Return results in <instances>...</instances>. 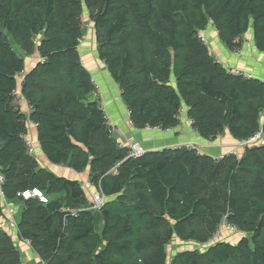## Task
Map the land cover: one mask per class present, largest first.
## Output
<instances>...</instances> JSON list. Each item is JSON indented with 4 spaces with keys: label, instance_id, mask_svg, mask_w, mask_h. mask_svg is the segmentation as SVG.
<instances>
[{
    "label": "trees",
    "instance_id": "1",
    "mask_svg": "<svg viewBox=\"0 0 264 264\" xmlns=\"http://www.w3.org/2000/svg\"><path fill=\"white\" fill-rule=\"evenodd\" d=\"M86 11L136 128H175L184 108L204 139L228 131L243 141L264 131V81L229 73L198 36L213 22L233 50L253 30L264 51V0H0V170L4 197L23 204L19 237L45 264H264V145L221 159L187 145L128 157L81 61ZM35 47L45 61L19 82L26 66L17 49L31 55ZM19 88L35 107L30 119L48 159L89 167L110 197L101 231L81 183L42 167L26 149ZM34 189L47 201L20 196ZM224 217L242 233L237 243L223 237L168 258L174 238L206 243ZM0 264H23L2 228Z\"/></svg>",
    "mask_w": 264,
    "mask_h": 264
},
{
    "label": "crops",
    "instance_id": "2",
    "mask_svg": "<svg viewBox=\"0 0 264 264\" xmlns=\"http://www.w3.org/2000/svg\"><path fill=\"white\" fill-rule=\"evenodd\" d=\"M91 27L92 33L95 35L94 28L93 26ZM204 33L207 38L206 45H208L211 53L215 56L217 61L225 67L237 68L249 72L253 74L254 77L264 81V51L257 49L254 42L253 30H250L243 35L241 39L242 47L239 48L240 53H235L236 51L234 49L230 50L226 46L213 22L208 23L204 29ZM84 39L79 46L81 61L91 73L98 88L97 92L92 96V99L97 102L99 101V104L103 106V109L111 121L122 131L121 133H113L118 138L120 145L127 146L130 143H136L143 146L147 151H156L163 148L178 147L193 143L199 153H205L212 157H220L232 152L238 157L242 156L244 148L239 146L241 141L232 137L228 131L220 134V136L212 142L208 139H204L188 121L187 113L182 116V122L178 124V126L165 133L159 129L151 130L148 128H136L131 121L130 111L121 96V88L119 84L108 71L105 62L99 57L96 37L93 42L84 41ZM19 55L24 57L25 69L27 71L34 68L39 61L38 59H32L31 55H24L23 53ZM18 79L20 82L22 78L19 76ZM14 102L22 107V110L28 117L29 127L27 135L29 138L31 137L30 139L35 144L36 149L34 153L36 154L40 165L54 172L58 176L80 182L81 187L85 192L86 202L90 208V205L93 203L92 193L101 191L90 176V168L88 167L82 171H76L65 164L52 163L41 148L38 140V126H35V121L30 119L31 114L28 113V106L24 102L18 103L15 99ZM184 111L186 112L185 109ZM109 199L110 197H108L107 201ZM0 201L4 204V215L0 217V228L4 229L12 237L15 245L21 253L23 264H44L40 255L34 250V248H32L30 243L19 237L18 221L23 209L22 202L18 200H8L3 197L1 193ZM91 210L95 213L97 221H99L101 219V209ZM102 227L103 220L101 219L99 231H101ZM239 233L240 235L225 230L224 236H227V238H224L229 240L232 244H235L242 237V233ZM199 247L203 248L201 244L196 243L195 241H181L178 238H174V240L167 246L168 258L171 260L179 251L185 249H197Z\"/></svg>",
    "mask_w": 264,
    "mask_h": 264
},
{
    "label": "built area",
    "instance_id": "3",
    "mask_svg": "<svg viewBox=\"0 0 264 264\" xmlns=\"http://www.w3.org/2000/svg\"><path fill=\"white\" fill-rule=\"evenodd\" d=\"M198 36H199V38L201 39V41L203 43L207 44V38L205 36L204 29L199 32ZM38 40H39L38 36L34 38V41L36 43H38ZM234 50L236 51L235 53H240V51H239L240 49L239 48L238 49H234ZM31 57H32V59H38L39 61H45V58H40V56L37 55L36 47L34 48L33 52L31 53ZM225 68L227 69V71L229 73L234 74V75L243 76L245 78L254 77L253 74H251L249 72H246V71H243L241 69H236V68H231V67H225ZM24 75H25V71L24 70L19 73L20 77H24ZM13 96H14L15 101H17L18 103L24 102L28 106V113L29 114L34 112V110H35L34 105L22 93L21 89L15 90L13 92ZM185 113L186 112L184 111V108L180 110V113H179V115L177 117L178 118V124H180L182 122V116ZM105 120H106V123H107V129H108L109 132H111V133H121L122 132L121 130H119L118 126H116L111 121V119L109 118V116L106 113H105ZM188 121L191 124L193 123L191 118H188ZM34 125L37 126V123H34ZM147 128L151 129V130H157L156 127H147ZM162 131L165 133L168 130L164 129ZM22 137H23V142H24V144L26 146V149L29 152L34 153L35 149H36L34 142L28 137L27 134H23ZM212 141L213 140H210V142H212ZM248 145H256V146L264 145V131L263 130H259L258 132H256L251 137L241 141L239 146H241L242 148H245ZM187 146L190 147V148H196L193 143H188ZM127 147H128V157H130V158H138V157H141V156L145 155L146 152H148L143 146H140V145H138L136 143H130L129 145H127ZM223 157H224V155L220 156V157H215V158L216 159H221ZM4 181H5L4 175L2 174V172L0 170V193H1V195L3 197H4V194H3V191H2V184L4 183ZM20 195L23 196L25 199H28L30 197H39L44 202L47 201L45 196L38 189L27 190V191H24V192L20 193ZM92 197H93V203H92V205H90V209H96V210L101 209L105 205V203H106V201L108 199V197L102 191L93 192L92 193ZM227 229L229 231H231V232H237L238 231V228L235 225H233L232 223H230L228 221L227 217H224V220L222 221V223L215 230L214 235L206 243L201 244V246H206L207 244L209 245V244H211L213 242H216L218 240L223 239L224 231L227 230Z\"/></svg>",
    "mask_w": 264,
    "mask_h": 264
},
{
    "label": "rangeland",
    "instance_id": "4",
    "mask_svg": "<svg viewBox=\"0 0 264 264\" xmlns=\"http://www.w3.org/2000/svg\"><path fill=\"white\" fill-rule=\"evenodd\" d=\"M83 20L85 22V25H86V29H85V39L84 41H89V42H93L95 41V35L92 33V24L90 23V17H89V14L87 13V11L85 12L84 14V17H83ZM17 52L18 54H22L21 51L19 49H17ZM237 69V68H236ZM25 73L28 72L26 69L24 70ZM31 138V137H30ZM250 146H253V145H250ZM92 205V204H91ZM101 225V219L99 221H97V226L98 228L100 227ZM228 230V229H227ZM240 231H237V232H231L233 234H238L240 235L239 233ZM227 238V236H224ZM208 246V244H207Z\"/></svg>",
    "mask_w": 264,
    "mask_h": 264
},
{
    "label": "clouds",
    "instance_id": "5",
    "mask_svg": "<svg viewBox=\"0 0 264 264\" xmlns=\"http://www.w3.org/2000/svg\"><path fill=\"white\" fill-rule=\"evenodd\" d=\"M22 78V77H21ZM245 149V148H244ZM232 153H234V152H232ZM235 154V153H234Z\"/></svg>",
    "mask_w": 264,
    "mask_h": 264
}]
</instances>
